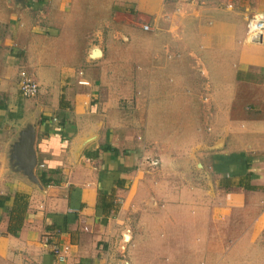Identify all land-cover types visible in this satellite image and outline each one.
Instances as JSON below:
<instances>
[{"label": "crops", "instance_id": "1", "mask_svg": "<svg viewBox=\"0 0 264 264\" xmlns=\"http://www.w3.org/2000/svg\"><path fill=\"white\" fill-rule=\"evenodd\" d=\"M170 1L0 0V194L28 200L16 235L0 208V264H122L126 245L135 264H216L215 256L235 253L226 241L260 239L264 32L260 43L244 38L246 18L264 14V0H184L196 6L190 13ZM95 44L100 55L91 56ZM195 56L214 85L206 89L217 112L208 130L198 124ZM136 64L139 71L127 73ZM21 69L38 82L35 97L22 96ZM85 79L89 85L78 83ZM131 94L141 105L127 111L119 99ZM245 99L256 124L229 125L230 114L241 119ZM28 138L38 183L25 173ZM197 158L211 161L209 175L178 180L183 159L198 173L189 167ZM111 192L118 211L105 217L97 196ZM54 245L67 248L65 261Z\"/></svg>", "mask_w": 264, "mask_h": 264}, {"label": "rangeland", "instance_id": "2", "mask_svg": "<svg viewBox=\"0 0 264 264\" xmlns=\"http://www.w3.org/2000/svg\"><path fill=\"white\" fill-rule=\"evenodd\" d=\"M167 1H169V0H167ZM173 1L174 0H171L170 3H172ZM183 1L184 0H179V3L182 4V3H184ZM193 2H195V4L196 3H198V4L200 3L199 1H197V2L193 1ZM184 4H185V6H184ZM184 4L181 5V6L180 5L178 6V7H180V10H182V11L187 10L190 13L196 8V6H193V5L189 4L188 2H187V4L186 3H184ZM177 5L178 4H175V6H177ZM189 5H191V6H189ZM175 6L172 5V10L173 11H171V12L175 11L174 10L176 8ZM252 15L253 14L248 15V17L246 18V21ZM150 21H152V19L146 20L148 25H150L148 23ZM175 22L178 23V21H175ZM245 28H246V23H245ZM175 29H177V27H175ZM121 34L122 35H126L125 33L124 34L121 33ZM121 34L120 33L116 34V38H115V40L117 41L116 43H122V42L124 43V41H122V39L120 37ZM247 36L248 35H247L246 31H245V38L244 39H246ZM95 48L99 49L97 44L93 45V47L89 50L90 51L89 54H91V56H93L92 52H93V50ZM203 56L205 57V53H204ZM211 57H213V56H211ZM191 59H194V61H193L194 64H193V66H191V68H193L196 71V75H197L196 77H197V82H198L197 88L200 89V92H201V95H200L199 98L201 100V103L204 105V106L202 105L203 106L202 113H198V116H201V118H200L201 121L200 122L198 121V124L201 125V126L204 125V127H207L206 129L208 130V129H210V126L214 124L213 121H212V118L214 117L213 115H216L217 112H216V109L212 106L214 98L206 95V89L207 88H213L214 85H213L212 81H209V79H210V70L208 71L207 65L205 63H203L202 60L198 56H195L194 58H191ZM139 66L140 65H138V64L132 65L131 66V70H130L131 72L129 71L127 73H134L136 71H139V69H140ZM22 70H25V69H21L20 72ZM20 72H19V74H20ZM77 72L79 74H82L83 70H77ZM216 73H219V71H216V72L214 71V74L212 73V77L213 78H216V76H215ZM232 73L233 72H231V74ZM233 75L234 74H232L230 76L233 77ZM18 80H19V77H18ZM216 80H217V78H216ZM85 81H87L86 85H89V83H90L89 80L85 79ZM234 82H236L235 78H233V83ZM78 83H79V80H78ZM219 83H220V80L215 81V84H219ZM230 83L232 84V81ZM130 85H131V88H133V90H135V91L137 90L136 85H134L133 83L130 84ZM18 87H19V84H18ZM135 91H134V94H135ZM134 94H131L130 96H126V97H120L119 105L122 108H124L125 110H127V111L132 110V108H134L136 105H139V104L141 105L142 98L140 99V96H139V99L137 101V97L133 96ZM33 97H35V96H33ZM245 101H246V99H245ZM245 101L243 102V108H242L244 111L242 112V114L239 115V117L241 119L240 120H235L234 118H232V115L230 114L229 125L233 124L235 126H237V125L241 126V125H244V123H248L249 125L256 124L255 119L258 117V113L255 110L254 105H252L251 103H247L249 101H246V102ZM198 102L200 103V101H198ZM237 108H238V111H239L240 107H237ZM211 111H212V113H211ZM129 114L131 116L135 115L136 117L140 116L139 112L136 113L134 111L133 112H129ZM26 134H28V133H26ZM197 155L200 156L201 158L204 156L202 154H197ZM183 161H184V159L180 162L181 166H180L179 172H177V174H180V177L178 178V180H180V181L182 180L186 184H188V182L191 179V177H193L192 175H194L195 177L199 178L200 180H202L203 177L206 178L207 175H209L208 171L211 169V161L210 160L207 161V160H205V158L203 160L197 158V159H194L191 163L189 162V167H193L196 171H198V173H196V174H193V173L189 174L188 164L185 167ZM199 170H204L207 174L206 173H202ZM188 174H189V176H187ZM202 175H203V177H202ZM204 181L205 180L202 181V184H204ZM160 182H162V180L159 181V183ZM166 182H167V180H166ZM156 183L157 182H155V184ZM183 187L185 189H187L186 186H183ZM160 211H161V209H160ZM208 227H210V225ZM234 227L235 226L227 227L228 229H227L226 232L228 233V236H230L231 234H234V233H232ZM262 228H263L262 234L260 236V239L257 240V241H254V242L253 241H246V242H242V243L241 242L238 243V242H233V241H226L225 243H223L222 244L223 247L226 248L227 246H230V249L231 248L234 249V252H235L234 255L235 256L234 255H231V256L227 255L226 256L225 254H224V256H225L224 258L221 257V256H215L214 260L217 262L216 264H222V263L226 264L227 260L229 261V263L233 262L234 264H238V261L240 262V264H242L243 262H244V264H264V227H262ZM250 242H252V243H250ZM169 243L171 245H173L171 242H169ZM207 245H209V243H207ZM215 245H216V242H214V246ZM117 246H118V244H117ZM166 247H168V246L166 245ZM242 249H245V250L248 249V250H250V252L249 251H247V252L245 251L246 255H241V251L240 250H242ZM121 250L122 249H118V252H119L118 256L123 259L122 264H133V263L135 264V262H133V261L138 262L136 259H134V256L132 255L133 245H126V248L124 250H122V251ZM237 250H239L238 256L236 255ZM150 252L152 254H157L158 253L157 247L155 249H151ZM169 255H171V254H169ZM205 261H207L206 258L196 257L193 260V264H206ZM163 262H165V264H173L172 262H174V261L171 260V258H169V257H164ZM176 262H177V260H176Z\"/></svg>", "mask_w": 264, "mask_h": 264}, {"label": "trees", "instance_id": "3", "mask_svg": "<svg viewBox=\"0 0 264 264\" xmlns=\"http://www.w3.org/2000/svg\"><path fill=\"white\" fill-rule=\"evenodd\" d=\"M40 178L45 184L50 180L49 178H45L44 175H40ZM8 202H10L9 206L7 205ZM27 205L28 200L24 193L0 194V208H5L8 211V233L16 235L19 232ZM96 205L102 208V213L105 217H113L118 211V203L115 201L113 192L108 194L99 193Z\"/></svg>", "mask_w": 264, "mask_h": 264}, {"label": "built area", "instance_id": "4", "mask_svg": "<svg viewBox=\"0 0 264 264\" xmlns=\"http://www.w3.org/2000/svg\"><path fill=\"white\" fill-rule=\"evenodd\" d=\"M148 24H143L144 29H148ZM264 32V14H253L246 21V33L252 39H260ZM80 84H87V81L79 80ZM19 90L24 97H33L38 93L39 85L32 75L26 70H22L19 74ZM47 238H45V241ZM54 256L60 261L67 259V248L54 245L52 248Z\"/></svg>", "mask_w": 264, "mask_h": 264}, {"label": "water", "instance_id": "5", "mask_svg": "<svg viewBox=\"0 0 264 264\" xmlns=\"http://www.w3.org/2000/svg\"><path fill=\"white\" fill-rule=\"evenodd\" d=\"M258 39H259V38H258ZM95 51L98 52V54L100 55V50H99V49H96V48H95V50H94L92 53H95ZM24 141H25V142H23V143H24V144H23V147L25 146L26 148L24 149V151H23V150H22V151H23V153H24V155H25V158H26V160H25V164H26V170H25V173H26L27 177H28L30 180H32V181L38 183V180H37L36 176L33 175V172H32L33 167H34V165H35V163H36V158H35L34 152H33V150H32V146H31V138H28V139H26V140H24ZM21 147H22V146H21Z\"/></svg>", "mask_w": 264, "mask_h": 264}, {"label": "bare ground", "instance_id": "6", "mask_svg": "<svg viewBox=\"0 0 264 264\" xmlns=\"http://www.w3.org/2000/svg\"><path fill=\"white\" fill-rule=\"evenodd\" d=\"M248 37V36H247ZM248 40L250 41V42H253V43H260V42H262V40L260 39H252V38H250V37H248ZM96 52V51H95ZM93 55H94V53H93ZM128 239L129 237H128V231H126V234H125V232H124V239Z\"/></svg>", "mask_w": 264, "mask_h": 264}]
</instances>
